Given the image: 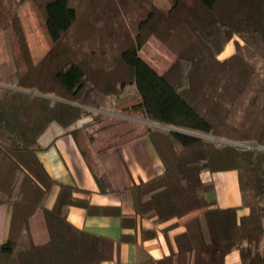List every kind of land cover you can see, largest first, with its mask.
Masks as SVG:
<instances>
[{"label":"trees","instance_id":"1","mask_svg":"<svg viewBox=\"0 0 264 264\" xmlns=\"http://www.w3.org/2000/svg\"><path fill=\"white\" fill-rule=\"evenodd\" d=\"M23 1L37 15L48 44L34 64L17 14ZM83 10L91 21L88 33L70 36L66 46ZM0 32L8 54L0 62V81L24 89L0 90V214L6 217L0 218L6 222L0 264H101L112 258L113 239L66 218L71 205L105 213L114 212L112 207L75 196L80 190L56 182L36 156L52 124L73 136L101 192L106 188L98 154L148 136L163 171L119 191L120 199L156 223L199 210L174 236L176 251L156 260L143 252L134 264H227L232 250L239 252L240 264H264V0H0ZM150 35L175 52L162 73L139 55ZM234 36L243 44L236 42L233 53L217 59ZM90 86L104 96L133 86L134 97L118 98L119 113L178 130L130 119L99 125L107 119L102 113L80 124L90 114L78 105ZM49 93L56 99L42 96ZM193 132L254 144L217 145ZM226 170L237 172L239 206L220 207L206 198L213 185L203 174ZM55 184L57 194L47 207ZM240 207L248 213L238 215ZM121 225L134 226L135 216H121ZM154 235L141 230V238Z\"/></svg>","mask_w":264,"mask_h":264},{"label":"crops","instance_id":"2","mask_svg":"<svg viewBox=\"0 0 264 264\" xmlns=\"http://www.w3.org/2000/svg\"><path fill=\"white\" fill-rule=\"evenodd\" d=\"M28 7V2L23 3L17 11L18 16H23V11L26 19L34 22L32 11ZM21 22H24L23 19ZM2 41L0 32V43ZM9 89H12V86L0 81V90ZM108 99L95 88L90 87L85 91L78 105L109 113L108 109L112 102ZM39 141L43 148L36 151V156L56 182L74 185L80 190L74 192V195L87 199L91 205L112 207L114 212L107 213L96 212L95 208H91L94 210L88 212L85 207L74 205L66 208V218L74 226L114 240L112 258L102 261L101 264H134L144 257L143 252L150 259L156 260L176 251L174 236L184 230L180 222L164 232L163 228L169 222L156 223L154 217L135 215L133 208L118 195L124 188L162 173L164 168L162 160L148 136L134 138L98 154L106 188L104 192L100 191L70 133L65 132L59 125L52 124L41 135ZM203 176L213 185L212 190L206 194L207 199L214 200L220 207L240 205L241 195L235 170L206 172ZM57 191L58 185L55 184L46 200L47 207L53 204ZM247 213V207L237 209L238 215ZM121 216H135V225L122 226ZM3 217L6 218L0 214V218ZM142 229H145L146 233L153 230L155 235L141 238ZM5 233L6 222H1L0 219V239L4 238ZM122 235H126V239H122ZM225 262L240 264L239 252L237 250L229 252L225 256Z\"/></svg>","mask_w":264,"mask_h":264},{"label":"rangeland","instance_id":"3","mask_svg":"<svg viewBox=\"0 0 264 264\" xmlns=\"http://www.w3.org/2000/svg\"><path fill=\"white\" fill-rule=\"evenodd\" d=\"M27 1H23L19 7L23 4L26 3ZM78 2V0H71L72 4H76ZM29 4V3H28ZM83 3H80L79 8L82 7ZM19 7L17 8V11L19 9ZM29 10L32 11L33 14V19L34 22H29L28 19H26V16L24 14V12L22 11L23 16L19 17L20 20V24L22 26L23 29V33L28 45V50H29V54H30V59L31 62L37 63L43 56L44 54L47 52L48 50V44L47 41L43 35V32L41 30V26H40V22L37 18V15H35L34 11L32 10L31 6L29 5ZM81 9V8H80ZM30 12V11H29ZM18 14V13H17ZM84 10L83 11H79V19L76 21L77 23L75 24V26L73 27V29L67 34L66 40L63 41V44H65L66 46H69V42H67L68 40H70V36H83V34H86L88 32V23L87 22H91V21H87L84 18ZM23 19L24 22H21V20ZM28 20V21H27ZM118 22V20L116 21ZM119 22H125V24L123 25L125 28V25L128 27V29L130 30L131 34H133V30L132 27L130 25V23L127 20H121ZM236 42H239V44H243V41L237 37L234 36L225 46V48L220 52V54L217 56V59L222 60L226 57H228L231 53H233L236 49ZM85 47L89 45V48H93L95 47V44H83ZM68 48V47H67ZM231 52V53H230ZM230 53V54H229ZM228 54V55H227ZM8 54L5 51L3 42L0 43V62L3 61H7L8 60ZM139 55L140 57L146 61L151 67H153L157 72L162 73L165 70H167V68H169V66L173 63V61L175 60V52L172 50V48L167 45L166 43H163L162 41H160L157 37H155L154 35H150L146 38V40L143 42L141 48L139 49ZM93 87V86H90ZM89 87V88H90ZM95 88V87H93ZM9 90H16V91H21L24 89L18 88V87H12V89ZM95 90H97L95 88ZM25 91H29V90H25ZM47 96H49V98L52 99H56L55 96L53 94H46ZM135 96V88L133 86L126 88V90H124V92L120 93L118 96H106L107 98H109L108 100H110V107H109V113L107 112H101L100 110H92V109H87L90 114L89 116L85 117L80 124H85L88 123L89 120H91V118L95 115H97V113H102L104 116L107 117V119H101L99 122V125L105 122H110V120H120V119H130V120H135L138 123H142V124H146L148 126H150L151 128H155V129H159L161 131H169L171 130L172 126H168V125H162V124H155L156 122L153 121H149V120H141V119H134L131 117H127L124 116L123 114L119 113L116 108L115 105L118 102V98L121 99H129ZM60 101H62V99H58ZM114 104V105H113ZM86 109V108H85ZM228 131V130H224ZM194 134H198L203 136L205 139H208L212 142H214L217 145H222V144H229L228 142L233 143L236 146H252L254 143L253 141H243V140H232L226 137H217V136H212V135H207V134H202V133H197V132H193ZM206 137H212L210 138H206ZM199 210H194L191 211L189 213H187L186 215H184L181 218H174L170 221H168L169 223L171 222H180L183 225V221H185L187 218H189L190 216L198 213ZM184 226V225H183ZM185 229V228H184ZM146 260L143 264H147Z\"/></svg>","mask_w":264,"mask_h":264},{"label":"water","instance_id":"4","mask_svg":"<svg viewBox=\"0 0 264 264\" xmlns=\"http://www.w3.org/2000/svg\"><path fill=\"white\" fill-rule=\"evenodd\" d=\"M42 96L47 97V96H45V95H42ZM155 124H158V123H155ZM171 130H178V129L172 127ZM193 134H194V133H193ZM195 135H198V134H195ZM198 136H201V135H198ZM201 137H203V136H201ZM206 138H210V139H211L212 137H206ZM229 143H230V142H229Z\"/></svg>","mask_w":264,"mask_h":264}]
</instances>
